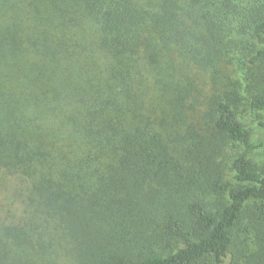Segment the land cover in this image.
Here are the masks:
<instances>
[{"label":"trees","instance_id":"16d2710c","mask_svg":"<svg viewBox=\"0 0 264 264\" xmlns=\"http://www.w3.org/2000/svg\"><path fill=\"white\" fill-rule=\"evenodd\" d=\"M264 0H0V264H264Z\"/></svg>","mask_w":264,"mask_h":264},{"label":"rangeland","instance_id":"374dc122","mask_svg":"<svg viewBox=\"0 0 264 264\" xmlns=\"http://www.w3.org/2000/svg\"><path fill=\"white\" fill-rule=\"evenodd\" d=\"M254 135L252 136L253 143L255 145H263L264 147V131L255 129ZM255 161L258 165L264 166V150L263 148H259L256 152Z\"/></svg>","mask_w":264,"mask_h":264}]
</instances>
